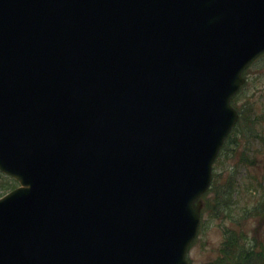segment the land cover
<instances>
[{
    "label": "water",
    "instance_id": "obj_1",
    "mask_svg": "<svg viewBox=\"0 0 264 264\" xmlns=\"http://www.w3.org/2000/svg\"><path fill=\"white\" fill-rule=\"evenodd\" d=\"M264 0H0V264H189Z\"/></svg>",
    "mask_w": 264,
    "mask_h": 264
},
{
    "label": "rangeland",
    "instance_id": "obj_2",
    "mask_svg": "<svg viewBox=\"0 0 264 264\" xmlns=\"http://www.w3.org/2000/svg\"><path fill=\"white\" fill-rule=\"evenodd\" d=\"M245 77L235 102L241 121L214 165L218 177L208 203H203L201 232L188 255L191 264L223 261L227 229L245 237L239 244L244 253H264V55ZM8 179L0 173V198L19 186ZM218 193L222 204L231 205L219 217L212 210Z\"/></svg>",
    "mask_w": 264,
    "mask_h": 264
},
{
    "label": "trees",
    "instance_id": "obj_3",
    "mask_svg": "<svg viewBox=\"0 0 264 264\" xmlns=\"http://www.w3.org/2000/svg\"><path fill=\"white\" fill-rule=\"evenodd\" d=\"M220 197L221 195L218 193L215 205L212 209L214 214H218L217 217H219L221 213H223L222 211H227L231 209V205H228V202H225L223 204L221 203ZM226 233L228 234V236L226 238L225 247L223 249L225 260L221 262L229 264H249V261L253 260L254 264H264V253H261V255L256 252L244 253L243 250H241L243 248L240 247L239 244L245 241L244 236L242 237L237 235V233H234L232 229H227Z\"/></svg>",
    "mask_w": 264,
    "mask_h": 264
}]
</instances>
